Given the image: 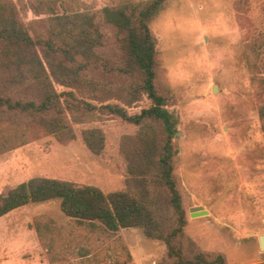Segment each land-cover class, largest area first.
Listing matches in <instances>:
<instances>
[{
  "label": "rangeland",
  "instance_id": "rangeland-1",
  "mask_svg": "<svg viewBox=\"0 0 264 264\" xmlns=\"http://www.w3.org/2000/svg\"><path fill=\"white\" fill-rule=\"evenodd\" d=\"M65 1L83 10L142 0ZM27 16L35 18L30 6ZM151 29L161 80L173 92L167 108L185 233L195 248L222 253L226 264L264 262L258 240L264 234V139L258 116L264 90L257 82L264 77V0H166ZM146 105L144 99L130 111ZM87 127L104 130L102 154H93L83 143L80 133ZM73 128L76 137L65 143L35 134L23 144L0 146V193L38 176L91 184L105 192L122 189L126 171L120 140L136 127L103 119ZM194 206L207 214L191 216ZM38 215L61 225L55 250L62 256L55 262H49L31 227ZM167 262L164 243L148 239L140 228L115 233L98 224L88 228L66 217L59 199L31 203L0 218V264Z\"/></svg>",
  "mask_w": 264,
  "mask_h": 264
},
{
  "label": "trees",
  "instance_id": "trees-1",
  "mask_svg": "<svg viewBox=\"0 0 264 264\" xmlns=\"http://www.w3.org/2000/svg\"><path fill=\"white\" fill-rule=\"evenodd\" d=\"M23 2L0 0V146L23 144L35 134L65 143L76 137L73 124L103 119L136 130L120 140L126 171L122 189L105 192L91 184L32 177L0 193V218L31 203L59 199L60 211L88 228L98 224L108 233L140 228L148 239L164 243L166 264H226L222 253L195 248L185 233L167 108L173 92L161 80L151 29L166 0L83 10L65 0ZM257 82L264 90V77ZM144 99L148 105L130 111ZM258 116L264 139V103ZM80 136L93 154H102V128H84ZM31 227L49 262L61 259L55 250L61 225L38 215Z\"/></svg>",
  "mask_w": 264,
  "mask_h": 264
},
{
  "label": "water",
  "instance_id": "water-1",
  "mask_svg": "<svg viewBox=\"0 0 264 264\" xmlns=\"http://www.w3.org/2000/svg\"><path fill=\"white\" fill-rule=\"evenodd\" d=\"M215 90V87H214ZM191 216H199V215H205L207 214V211L203 209L202 206H194L190 208ZM259 245L261 249H264V234L258 235Z\"/></svg>",
  "mask_w": 264,
  "mask_h": 264
},
{
  "label": "crops",
  "instance_id": "crops-1",
  "mask_svg": "<svg viewBox=\"0 0 264 264\" xmlns=\"http://www.w3.org/2000/svg\"><path fill=\"white\" fill-rule=\"evenodd\" d=\"M49 263V262H48Z\"/></svg>",
  "mask_w": 264,
  "mask_h": 264
}]
</instances>
